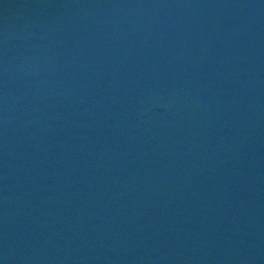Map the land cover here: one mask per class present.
<instances>
[{
    "label": "water",
    "instance_id": "obj_1",
    "mask_svg": "<svg viewBox=\"0 0 264 264\" xmlns=\"http://www.w3.org/2000/svg\"><path fill=\"white\" fill-rule=\"evenodd\" d=\"M0 264H264V0H0Z\"/></svg>",
    "mask_w": 264,
    "mask_h": 264
}]
</instances>
